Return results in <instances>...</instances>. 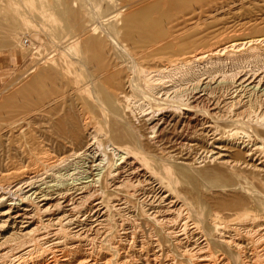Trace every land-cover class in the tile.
I'll return each instance as SVG.
<instances>
[{"label":"bare ground","instance_id":"obj_1","mask_svg":"<svg viewBox=\"0 0 264 264\" xmlns=\"http://www.w3.org/2000/svg\"><path fill=\"white\" fill-rule=\"evenodd\" d=\"M77 1L49 0L36 10L72 31L84 18ZM192 1L127 15L108 2L107 20L123 17L120 26L96 38L86 33L95 27L85 29L65 45L69 63L88 53L94 79L75 80L55 97L45 85L56 73L36 59L29 79L1 98L4 127L30 116L31 138L70 151L60 162L73 172L50 167L19 177L0 154V264H264V202L238 182L249 173L264 185V32L227 36V21L199 32L198 15L170 25L173 10ZM75 93L83 96L79 106ZM99 113L111 119L99 124ZM169 125L191 126L190 143L177 141L168 152L154 145ZM205 165L216 170L190 173Z\"/></svg>","mask_w":264,"mask_h":264},{"label":"rangeland","instance_id":"obj_2","mask_svg":"<svg viewBox=\"0 0 264 264\" xmlns=\"http://www.w3.org/2000/svg\"><path fill=\"white\" fill-rule=\"evenodd\" d=\"M5 1H6V4H4ZM9 1L11 3H9ZM19 1L18 0L17 1L16 0H0V103L2 102L1 98H4L7 95H9L10 93H12L14 91V89H16L22 83H24L26 80L29 79L31 74L27 75L26 70L29 71L31 67H33V66L36 67L34 64V63H36L35 62L36 59H37V62H39L38 64H40L39 67H41V69H49V70L52 69V71H54L56 73L55 74L56 76H54V79H52L50 81L48 80L46 82V85H45L46 88L48 87L47 89H49V90L54 89L55 90V92L53 94L55 97L59 96V95H63L64 94L63 92H66L67 89L74 84L73 82H75V80L80 79L78 82H80L79 84L81 85V83L84 84V83L91 81V79H94L95 75H96V63L92 62L89 59L88 53H86V52L81 53V54L79 53L77 59L75 57H73L74 60L72 59V61L70 62L71 64H70L69 58L65 57V56H67V57L69 56L70 60H71L70 54L65 50V47H66L65 45H68V43L71 41V39L73 40L75 37H77L76 35L80 34V32H85L86 30H89L92 27H95L96 30H94V31L89 30L88 32H86L89 34V35L86 34L89 36V38H96V37L102 35L101 32L106 31V29L108 28L107 26H109L110 24H116L117 27H119L121 24V19L123 17L118 18L115 21H113V19L107 20L108 17L106 16V14L107 13L109 14L114 9L111 6L106 7V4L108 2L109 3L112 2V3L117 4L118 6L116 5V8L122 7L121 10H122V14H124V15H127L130 12L140 10V9H142L146 6H149L153 3H156V2L161 3L160 7L165 5V3L163 2L165 0H103V2H102V0L101 1L100 0H78L77 2H80V3H78V5L76 7H73V8H74V10L82 11V13H84V18H82V22L80 23V25L76 29H73L72 31H68L65 28L66 23L64 22V20H60L56 16H51L52 19H50V17H47V16L42 17L41 15L38 14L37 10L40 9L41 11H44V7L46 9L49 0H19ZM193 1H195V0H193ZM193 1L189 4V7H187V9L185 11H183L182 13H179L176 10H173L174 14H171L172 15V17H171L172 23L170 25L173 26L175 23L177 24L178 22H182V21L184 22L185 19L187 20V18L190 15L195 16V18L198 15L197 16L198 19L197 18L195 19V21L197 20L198 23L195 22L196 25L194 26L193 30H196L199 32L204 31V33H205L206 31L208 32V30H213L215 28H216L215 30L220 29V28H222V25L220 23H223V22H225V25H224L225 28H226V25L228 24L227 28L229 30L227 29V31H228V33L226 32L227 36L228 35L229 36L235 35L236 33H238L236 35L251 36V34L256 35L258 33V35H259V34H263V32H264V0H238V1L233 0V2H232V0H230V1L229 0H224V1L213 0L209 3H207V2L210 0L203 1V2L202 1L201 2L196 1V3ZM215 1L218 2V7L215 6V5H217V3L216 4L213 3ZM226 1H228V2H226ZM79 4L80 5L82 4V8H80ZM206 5H207V7H206ZM224 5L227 7H225ZM99 6L103 9H99L100 8ZM222 6H223V8H222ZM104 7H106V8H104ZM194 7H196L195 10H193ZM208 8H211V9H208ZM215 8H218L217 11H214ZM104 9H106V10H104ZM10 12H13V13H10ZM17 12L19 14H21L23 16L22 18H24L26 20L23 21L22 18L18 16ZM98 12H100V13L98 14ZM188 12H191V14L190 13L188 14ZM14 13L15 14L17 13V14L15 15ZM101 13L102 14L105 13L104 15L106 17L104 15H102ZM200 13H202L201 15L206 14V16L204 15L205 18H204V16H201ZM209 13H210V15H209ZM212 13H214V14H212ZM85 14L87 15L86 17H85ZM101 15L104 17H102ZM183 15L185 18L183 17ZM213 18H216L218 21L213 23V21H212ZM223 18H224V20L225 19L226 20L224 21ZM205 19H207V20H205ZM226 21L228 22L227 24H226ZM230 21H233V23H231ZM211 22H212V25H210ZM229 22L231 23V25L229 24ZM246 22H248L249 25ZM236 23L239 24V26ZM241 23H244V25ZM86 24H88V25H86ZM89 24H91V25L89 26ZM185 24H188V23H185ZM197 24H198V26H197ZM200 24H203V25L200 26ZM213 24H214V27H213ZM232 24H236V25H232ZM240 25L242 26L241 28H240ZM163 26L166 28V27H169V24H163ZM228 26H233V27H228ZM236 26H238L240 28V30ZM202 27H204V30ZM198 28H199V30H198ZM210 28H212V29H210ZM35 29L37 30V32ZM229 32H231V33H229ZM35 33H37V34H35ZM39 36H41V37H39ZM51 38L53 40H50ZM24 39H26L27 43H28L26 45V47L23 44ZM78 48H80V46ZM65 52H67L68 54ZM80 58H82V59H80ZM38 59H40V60H38ZM51 61L54 63H52ZM48 64H50V65H48ZM52 64L56 65V67L54 65L55 69H53L54 67H52L53 66ZM68 64L70 66H68ZM34 67L31 69H35ZM56 68L57 69L59 68L58 71L56 70ZM83 68H84V70H82ZM60 69L62 70L63 75H62V72H60ZM64 69H65V71H63ZM72 71H74V72H72ZM76 73H78L79 76H78V74L76 75ZM66 74H69V75L67 76ZM72 74H74V76ZM89 76H90V80L88 78ZM76 77L77 78L79 77V78L77 79ZM85 80H86V82H85ZM61 92H62V94H60ZM53 95H52V97H54ZM73 95H75V96H73ZM73 95H72V98L74 99V102L76 101L75 104L79 106L80 102L82 101L83 96L80 98L79 96H81V94L79 95V93H78V95H77V93H75ZM100 115L101 114L99 113L98 116L96 117V122H99V124H104V122L106 120L108 121L111 119V117L109 118L108 116L105 119V117H103L102 115H101L102 116V118H101ZM28 118L31 119L30 116ZM100 118H101V120H100ZM103 118H104V120H103ZM20 119L21 118H19V116H18V118H16L14 120L15 124H13L14 127H11L12 131L10 130L9 126H5V127H9V128H5L4 127V125H5L4 121L0 120V145H3L2 147L0 146V154H2L1 156H3L2 157V159H4L3 165L6 167V169H9V170L11 169L10 171H12V170L16 171V173H18L19 177L26 176L27 174L31 175L35 172L42 173V172L46 171V169L49 170L50 167L53 168L52 172L48 171L42 177H47V175H50V173H54L56 175H60L61 173H63V176L66 175L65 172H67V174H69L68 172L72 173L73 167L71 164L69 165L68 163H65V162L61 163L60 162L61 158L68 155V153L70 151L62 150L61 152H57V151L53 150L51 147L48 148L49 146L42 139H38V140L34 141V139H32L31 137H34L36 135L35 131H36L37 125L34 123L33 120L27 119V121H26V120H22V119L20 120ZM16 121H17L18 125H17ZM101 121L103 123H101ZM22 127H23V129H22ZM104 127L106 129L107 125H105ZM190 127L191 126L184 125L182 128H180V126L173 127L172 125H169V126H167L165 131L162 133V135H163L162 138L160 137L159 139H157L159 141V143H157L158 142L157 141L154 145L158 146L159 148H161V147L165 148L166 146L169 147L168 149L165 150V152L174 150L171 147V145H173V144L176 145L179 141H180V143H182L183 140H184V142H189L191 140L193 130L191 132L190 130L192 129V127H191V129H190ZM179 131H181V132L179 133ZM177 132H178V134H177ZM181 133L183 135H181ZM185 135L188 137H186ZM189 135H190V137H189ZM173 140H175L176 142L175 141L173 142ZM161 145H163V146H161ZM175 145H173V146L175 147ZM46 149H47V151H46ZM177 152L178 151H174L172 154L177 153ZM187 156H188L187 161H191L190 160L191 158L189 159L190 155H187ZM33 157H34V159L35 158L36 159L34 160ZM187 161H185V162H187ZM58 162H60V163H58ZM9 164L10 165L12 164L13 166L12 165L10 166ZM194 167H196V165H194ZM59 168L60 169L62 168L60 170L61 172L58 171ZM70 168H71V170H70ZM14 169H16V170H14ZM66 169H68L70 171H68V170L66 171ZM193 170H194V168H193ZM204 170L205 171L211 170L214 172L216 169H215V166L205 165V166H201V168L198 167L196 170H194V173H193V171H191L190 173L194 174L195 176L196 175L198 176L199 171L205 172ZM94 173H95V171H93V174ZM243 176L245 177L244 179H239L240 181L238 180L241 188H244V190H249V191H252V189H253V192H256L255 195L257 196V198L259 200H261L262 202H264V185H262V182L260 180L253 178V176L249 173H244ZM199 179L201 180V178H199ZM186 184L187 183H185V186H188V184L187 185ZM205 184L206 183L204 182V185ZM203 187H202L203 192L207 191L209 193V191L207 190L208 189L207 186H205L206 188L205 187L203 188ZM261 195H263V196H261Z\"/></svg>","mask_w":264,"mask_h":264},{"label":"built area","instance_id":"obj_3","mask_svg":"<svg viewBox=\"0 0 264 264\" xmlns=\"http://www.w3.org/2000/svg\"><path fill=\"white\" fill-rule=\"evenodd\" d=\"M23 44H24L25 46L28 44L26 39H24Z\"/></svg>","mask_w":264,"mask_h":264}]
</instances>
